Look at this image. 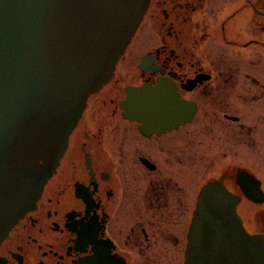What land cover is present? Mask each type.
Masks as SVG:
<instances>
[{
  "label": "flooded vegetation",
  "instance_id": "1",
  "mask_svg": "<svg viewBox=\"0 0 264 264\" xmlns=\"http://www.w3.org/2000/svg\"><path fill=\"white\" fill-rule=\"evenodd\" d=\"M159 80L193 115L143 132L121 103ZM212 180L236 197L242 228L264 234V0H151L0 264H196L198 195ZM256 182L260 201L243 191Z\"/></svg>",
  "mask_w": 264,
  "mask_h": 264
},
{
  "label": "water",
  "instance_id": "2",
  "mask_svg": "<svg viewBox=\"0 0 264 264\" xmlns=\"http://www.w3.org/2000/svg\"><path fill=\"white\" fill-rule=\"evenodd\" d=\"M150 1L0 0V243L35 207L88 98L112 78ZM170 90L160 80L128 87L123 116L143 132L189 121L191 104ZM258 186L244 188L246 197L257 201ZM236 204L219 180L200 189L196 264H264V234L242 228Z\"/></svg>",
  "mask_w": 264,
  "mask_h": 264
},
{
  "label": "rangeland",
  "instance_id": "3",
  "mask_svg": "<svg viewBox=\"0 0 264 264\" xmlns=\"http://www.w3.org/2000/svg\"><path fill=\"white\" fill-rule=\"evenodd\" d=\"M153 36H155V35H153ZM149 37V38H148ZM146 39H147V41H146V43H147V45H146V47H144L143 48V50H142V52H144L145 51V49L147 48V49H149V48H152L153 46H156V44L154 43V41L151 39V35H149ZM138 45V44H137ZM137 45H135V47H133V51H137V57H138V59H139V55L141 54V51H139L138 50V48H139V45L137 46ZM132 49V48H131ZM146 49V50H147ZM212 163V162H211ZM211 163H207V169L208 170H210L209 168H211V167H209L210 166V164ZM220 164H221V161H218V162H214V164L212 163V165H213V168H215V165L216 166H220ZM219 170L220 169H216V170H214V172H213V169H212V172H211V175L212 176H215V177H217L219 174H220V172H219ZM208 174V173H207ZM210 176V174L207 176V177H209ZM204 180V179H203ZM202 180V181H203ZM202 181L200 182V183H202ZM248 211L246 212V217L245 218H247V221H248V223L250 224V228H253L254 227V222H253V215H252V210L254 209V207H248V208H246ZM251 215V216H250Z\"/></svg>",
  "mask_w": 264,
  "mask_h": 264
}]
</instances>
